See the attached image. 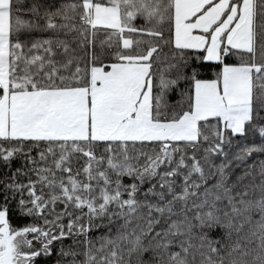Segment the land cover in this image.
Returning <instances> with one entry per match:
<instances>
[{
	"label": "snow or ice",
	"instance_id": "snow-or-ice-1",
	"mask_svg": "<svg viewBox=\"0 0 264 264\" xmlns=\"http://www.w3.org/2000/svg\"><path fill=\"white\" fill-rule=\"evenodd\" d=\"M0 166V264H264V0H0Z\"/></svg>",
	"mask_w": 264,
	"mask_h": 264
},
{
	"label": "trees",
	"instance_id": "trees-1",
	"mask_svg": "<svg viewBox=\"0 0 264 264\" xmlns=\"http://www.w3.org/2000/svg\"><path fill=\"white\" fill-rule=\"evenodd\" d=\"M30 2H31V0H25V3H30ZM102 38L106 39V37H102ZM175 99H178V97H176ZM175 99H173L171 102L174 103V102H175ZM22 163H23V162H22L21 160H14V161H13V169H14L15 167L20 166ZM4 170H5V169H4L2 166H0V175L3 174V171H4Z\"/></svg>",
	"mask_w": 264,
	"mask_h": 264
}]
</instances>
